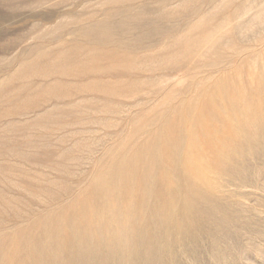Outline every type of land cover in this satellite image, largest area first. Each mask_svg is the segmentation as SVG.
I'll return each instance as SVG.
<instances>
[{
	"label": "rangeland",
	"instance_id": "1",
	"mask_svg": "<svg viewBox=\"0 0 264 264\" xmlns=\"http://www.w3.org/2000/svg\"><path fill=\"white\" fill-rule=\"evenodd\" d=\"M214 1L220 5L217 10L205 7L188 19L204 31L223 23L213 48H192L186 60L171 67L154 64L145 70L144 63L131 71L137 77L99 79L95 76L103 71L123 69L127 56H157L153 46L133 51L74 32L108 19L115 2L0 0V264H32L38 254L47 260L59 257L68 224H94L99 205H108L115 214L120 204L109 191L113 182H125L131 174L137 183L132 169L139 172L136 165L143 155L151 163L163 159L148 155L154 143L166 151L164 137L187 134L189 124L176 125L178 119L192 117V127L207 120L213 139L215 128L207 115L218 104V85L226 84L230 91L244 84L249 90L264 77V0ZM178 21L182 23L176 19L173 25ZM197 33L188 37L203 35ZM196 151L193 165L207 176L206 191L229 215L238 214L239 228L233 220L231 229L228 223L222 227L227 237L216 242L217 253L197 239L186 255L176 247L175 258L162 264H264V167H255L256 175L251 172L244 187L226 178L217 183L209 149ZM124 200L129 202V196ZM138 214L143 217L141 210ZM220 217L211 220L222 222Z\"/></svg>",
	"mask_w": 264,
	"mask_h": 264
},
{
	"label": "bare ground",
	"instance_id": "2",
	"mask_svg": "<svg viewBox=\"0 0 264 264\" xmlns=\"http://www.w3.org/2000/svg\"><path fill=\"white\" fill-rule=\"evenodd\" d=\"M120 1L111 0V3L115 2L116 7H113L114 10L108 15V19L92 25L80 26L74 32L92 38L94 41L114 44L133 51L138 47L153 46L157 56L152 58L143 53L134 55L132 58L127 56L130 59H127V62L122 65L123 69L103 71L95 78L137 77L131 71L140 69V65H144V63L150 64L144 66L148 69L142 66V69L145 70H150L149 67H153L154 64L160 68L175 66L185 59L186 53L192 51L190 49H199L205 44H208V48L211 49L214 47V43L217 45L219 41V38L216 39V35L220 33V30L222 31L223 23L212 25L204 31V29H199L203 28L202 25L197 27L198 25L194 24L196 22L188 21L190 16L200 14L202 8L207 7L208 12L217 10L220 5H216L214 0H140L141 2L137 5L126 2L120 4ZM151 5L156 8L151 9ZM236 6L234 8H237ZM176 7L179 8L178 11L173 10ZM119 16L121 19H115ZM204 17H200L202 21ZM176 19L181 20L182 23L178 21L173 25V21ZM176 25L178 26L173 28ZM180 27L182 32L174 35L176 29ZM194 31H199L203 35L197 33L200 37L189 38L188 34ZM216 40L218 41L215 42ZM87 79L91 80V77ZM263 85L264 77L262 76L254 84L252 83L249 90L244 84L239 85L240 87H233L230 91L226 84L218 85V104L214 111L207 115L208 121L214 124L215 136L213 139H210L208 135L207 120L203 122L198 120V123L192 127L189 123L193 121L192 117L181 118L182 121L178 119L176 125L179 123L181 125L182 123L189 124V129L186 127L184 130L187 134L183 133L184 137L182 138L164 137L163 145L166 147V151L159 150V145H155V143L151 150H147L148 155L150 154L154 161L162 156L163 159H157L158 162L151 163L145 154L136 165L139 172L136 173L135 166L132 169V172L138 175L137 183L131 180V174L124 180L125 182H113L109 191L115 192L114 201L120 204L116 205L118 210L115 211V214L110 212L108 205H99L100 212L94 224L92 222V224L85 223L76 226L72 223L68 224L67 241L62 247L59 257L47 260L38 254L32 258V264H162L167 259L175 258L176 247L186 255L190 242L197 239L205 241V244L207 242L208 246H213V251L216 252L218 248L214 246L219 243L216 242L220 237L226 236L222 227L228 223L230 226L228 229H231V221H234L232 224L235 227L240 220H237L236 223L238 214L235 215V212L234 215H229L224 205L217 203L212 198L213 195L206 191L205 185L208 183V178L198 172L199 167L193 165V159L196 154L200 153V151H196L197 148L200 150L206 147L209 149L213 168L217 174L216 182L220 183L223 178L228 179V182L237 180L240 187H244L249 182V174L255 167L259 165L264 167ZM197 128L201 131L194 130ZM213 145H215V149H213ZM254 174L256 175V171ZM125 195L129 196V202L124 200ZM139 210L143 213V217L138 214ZM217 214L223 215L220 217L222 222L217 219L212 222V217ZM249 224L248 219L244 221V226Z\"/></svg>",
	"mask_w": 264,
	"mask_h": 264
}]
</instances>
